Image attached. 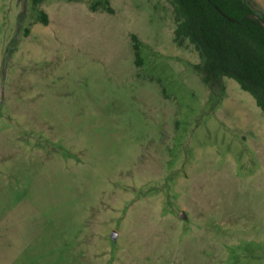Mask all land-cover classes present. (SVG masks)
<instances>
[{"label":"rangeland","instance_id":"374dc122","mask_svg":"<svg viewBox=\"0 0 264 264\" xmlns=\"http://www.w3.org/2000/svg\"><path fill=\"white\" fill-rule=\"evenodd\" d=\"M97 1L0 0V264H264V112L169 0Z\"/></svg>","mask_w":264,"mask_h":264},{"label":"trees","instance_id":"16d2710c","mask_svg":"<svg viewBox=\"0 0 264 264\" xmlns=\"http://www.w3.org/2000/svg\"><path fill=\"white\" fill-rule=\"evenodd\" d=\"M176 27L174 40L193 44L202 63L203 81L213 85L221 77L235 79L264 112V12L249 0H169ZM106 9L113 11L108 5ZM102 4L97 1L92 8ZM47 24L48 17L41 13ZM135 60L141 64V42L133 35Z\"/></svg>","mask_w":264,"mask_h":264},{"label":"water","instance_id":"95a60500","mask_svg":"<svg viewBox=\"0 0 264 264\" xmlns=\"http://www.w3.org/2000/svg\"><path fill=\"white\" fill-rule=\"evenodd\" d=\"M115 235H116V232H114V233L112 234L113 239L115 238Z\"/></svg>","mask_w":264,"mask_h":264}]
</instances>
